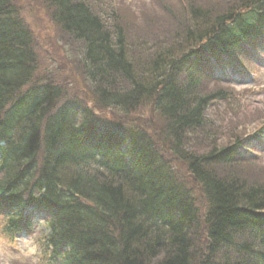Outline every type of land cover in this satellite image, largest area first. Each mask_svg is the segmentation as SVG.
Wrapping results in <instances>:
<instances>
[{
    "label": "trees",
    "instance_id": "1",
    "mask_svg": "<svg viewBox=\"0 0 264 264\" xmlns=\"http://www.w3.org/2000/svg\"><path fill=\"white\" fill-rule=\"evenodd\" d=\"M21 1L0 0L5 235L45 213L43 239L60 264H264V181H249L243 166L257 158L250 142L264 143V118L246 137L195 140L209 126L216 133L215 105L240 99L211 68H257L264 0L216 13L192 5L188 23L140 42L117 24L115 0H45L60 31L83 46V96L36 79L42 62ZM148 106L162 126H132Z\"/></svg>",
    "mask_w": 264,
    "mask_h": 264
},
{
    "label": "rangeland",
    "instance_id": "2",
    "mask_svg": "<svg viewBox=\"0 0 264 264\" xmlns=\"http://www.w3.org/2000/svg\"><path fill=\"white\" fill-rule=\"evenodd\" d=\"M113 2L120 18L117 24L126 29L128 38L130 37L129 41L131 39L133 42H140L148 36L149 38L152 36L165 37L170 31L169 27L175 28L171 25L175 26L179 22L188 23L192 5L205 9L214 8L216 13L217 9L225 11L238 6L240 0H115ZM110 3L109 6H112V2ZM18 5L22 8L19 11L20 16L32 30L38 59L42 62L39 63L40 68H38L36 79L41 76L46 83L55 84L56 82L69 96H83L85 90H88L86 87L89 86V82L83 76L80 64L83 56L82 44L70 40L60 31L53 22L52 8H49L45 0H35L32 7L29 6L27 0L25 2L22 0ZM104 7L110 12L113 9ZM108 11L103 12L101 16L106 18ZM258 55L262 68L255 69L248 75L247 73H243L244 75L234 73L232 67L229 66L224 68L223 73L227 74L230 84L218 82L219 87L231 88L240 99L234 98L226 103L217 104L213 112L210 110L216 135L209 134L211 132L209 126L201 131L205 135L198 134L196 138L194 137L197 143L213 140L226 142L235 132L241 135L243 133V137H246L261 126L264 118V41L259 46ZM216 72L221 74L218 69ZM214 87H216L215 83H211L210 87H205L204 94L211 93ZM85 103L92 108L90 98ZM95 111L107 117L113 116L109 111ZM149 112L148 106L130 116L132 126L142 125L144 121L151 123L152 128L162 126L157 113L154 114L155 116H149ZM263 144L252 140L248 146L250 151L257 154V158L251 156L243 165L245 167L244 176L251 182L264 181ZM178 171L183 173L180 168ZM192 188L198 197L201 196L198 186L195 185ZM44 218H46L45 215L36 216L31 230L11 238L4 233L5 218L0 213V264H60L53 262L47 251L43 239L46 233Z\"/></svg>",
    "mask_w": 264,
    "mask_h": 264
}]
</instances>
